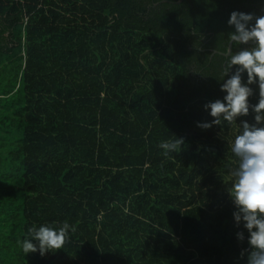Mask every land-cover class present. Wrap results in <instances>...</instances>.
<instances>
[{"label":"trees","instance_id":"1","mask_svg":"<svg viewBox=\"0 0 264 264\" xmlns=\"http://www.w3.org/2000/svg\"><path fill=\"white\" fill-rule=\"evenodd\" d=\"M264 0H0V264H264Z\"/></svg>","mask_w":264,"mask_h":264},{"label":"water","instance_id":"2","mask_svg":"<svg viewBox=\"0 0 264 264\" xmlns=\"http://www.w3.org/2000/svg\"><path fill=\"white\" fill-rule=\"evenodd\" d=\"M263 30H264V25L259 28V30L256 32L253 39H249L246 36H244L243 34L234 35L228 42L227 52L225 53V55H227L230 52L231 44H232L233 40H238L242 43H250L251 44V43L256 42L257 38L259 37V35L262 33Z\"/></svg>","mask_w":264,"mask_h":264},{"label":"flooded vegetation","instance_id":"3","mask_svg":"<svg viewBox=\"0 0 264 264\" xmlns=\"http://www.w3.org/2000/svg\"><path fill=\"white\" fill-rule=\"evenodd\" d=\"M230 53V52H229Z\"/></svg>","mask_w":264,"mask_h":264}]
</instances>
